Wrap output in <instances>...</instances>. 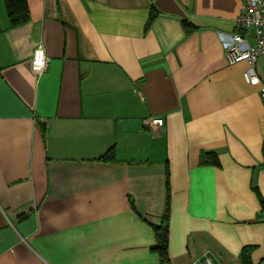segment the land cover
<instances>
[{
    "label": "crops",
    "instance_id": "0c3cea01",
    "mask_svg": "<svg viewBox=\"0 0 264 264\" xmlns=\"http://www.w3.org/2000/svg\"><path fill=\"white\" fill-rule=\"evenodd\" d=\"M244 1L27 0L11 25L0 0V264H162L167 197L169 264H264V107L224 55Z\"/></svg>",
    "mask_w": 264,
    "mask_h": 264
},
{
    "label": "built area",
    "instance_id": "2783aa9c",
    "mask_svg": "<svg viewBox=\"0 0 264 264\" xmlns=\"http://www.w3.org/2000/svg\"><path fill=\"white\" fill-rule=\"evenodd\" d=\"M236 28L239 30H252L254 33L253 42L241 31L232 33L231 42L226 44L224 55L228 64H235L245 61L250 69L244 72V78L252 85H259V94L264 107V83L255 72L254 67L257 59L264 56V0H245L240 14L235 19ZM49 57L45 54L41 46L37 47L32 64L38 74L46 70ZM162 118L148 117L144 124L155 127L162 126ZM188 264H217L210 256L203 254Z\"/></svg>",
    "mask_w": 264,
    "mask_h": 264
},
{
    "label": "trees",
    "instance_id": "16d2710c",
    "mask_svg": "<svg viewBox=\"0 0 264 264\" xmlns=\"http://www.w3.org/2000/svg\"><path fill=\"white\" fill-rule=\"evenodd\" d=\"M8 18L11 25H17L29 17V7L27 0H4ZM150 23V18L146 23V28ZM2 28L0 26V32ZM204 163L218 164V159L213 152H204ZM168 195V194H167ZM259 195V194H258ZM260 202L264 207V201L259 197ZM162 221L160 224L149 223L155 235V242L150 249L157 253L162 264H169V258L167 253V223L169 219V200L167 197L166 206L162 214ZM242 258L245 261L246 257L242 254Z\"/></svg>",
    "mask_w": 264,
    "mask_h": 264
}]
</instances>
